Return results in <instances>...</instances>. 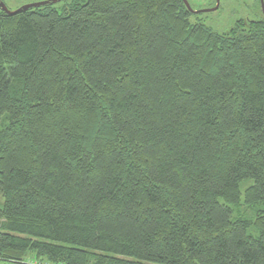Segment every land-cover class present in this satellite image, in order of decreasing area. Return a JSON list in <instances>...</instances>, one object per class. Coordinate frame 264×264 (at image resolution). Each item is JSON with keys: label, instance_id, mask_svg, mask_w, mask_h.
<instances>
[{"label": "trees", "instance_id": "trees-1", "mask_svg": "<svg viewBox=\"0 0 264 264\" xmlns=\"http://www.w3.org/2000/svg\"><path fill=\"white\" fill-rule=\"evenodd\" d=\"M259 13L0 9V264H264Z\"/></svg>", "mask_w": 264, "mask_h": 264}, {"label": "rangeland", "instance_id": "rangeland-1", "mask_svg": "<svg viewBox=\"0 0 264 264\" xmlns=\"http://www.w3.org/2000/svg\"><path fill=\"white\" fill-rule=\"evenodd\" d=\"M52 0H2L9 10H16L23 5ZM192 10L212 9L215 0H186ZM58 2V1H57ZM56 3V2H55ZM259 0H219L218 7L199 14L202 22L217 32L227 31L237 20H253L260 16ZM195 17H192L194 20Z\"/></svg>", "mask_w": 264, "mask_h": 264}, {"label": "water", "instance_id": "water-1", "mask_svg": "<svg viewBox=\"0 0 264 264\" xmlns=\"http://www.w3.org/2000/svg\"><path fill=\"white\" fill-rule=\"evenodd\" d=\"M57 1H60V0H52L51 2L52 3H55ZM216 1V4L215 6L212 8V9H209V10H192L187 1L186 0H182V2L184 3L186 9L190 12V13H194V14H200V13H204V12H207V11H210V10H215L217 7H218V4H219V0H215ZM49 3V1H43V2H36V3H31V4H26V5H23L21 6L20 8L16 9V10H9L5 4L2 2V0H0V9L2 11H4L6 14H9V15H13L21 10H26L27 8H30V7H36V6H40V5H44V4H47ZM259 3H260V7H261V11H262V14L264 15V0H259Z\"/></svg>", "mask_w": 264, "mask_h": 264}]
</instances>
